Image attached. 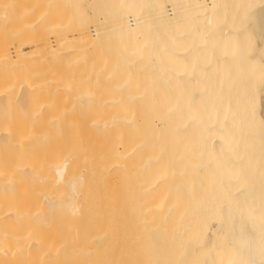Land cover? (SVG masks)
Masks as SVG:
<instances>
[{"label": "bare ground", "instance_id": "obj_1", "mask_svg": "<svg viewBox=\"0 0 264 264\" xmlns=\"http://www.w3.org/2000/svg\"><path fill=\"white\" fill-rule=\"evenodd\" d=\"M262 93L264 0H0V262L76 264L73 216L157 191L185 156L164 185L188 192L181 233L147 201L133 221L149 253L264 264Z\"/></svg>", "mask_w": 264, "mask_h": 264}, {"label": "rangeland", "instance_id": "obj_2", "mask_svg": "<svg viewBox=\"0 0 264 264\" xmlns=\"http://www.w3.org/2000/svg\"><path fill=\"white\" fill-rule=\"evenodd\" d=\"M77 5L81 4L77 3ZM86 8L87 7H84L85 10ZM96 14L97 17L100 16L98 13ZM261 111L264 114V93L261 95ZM186 159L187 158L183 156L180 158L170 157L166 158L163 162L160 161V164L162 163V165H160L159 170L162 171V174L159 175V177L162 179L157 178L159 180L157 191L150 192L147 196H138V192H134L131 201H122V203L120 201L117 206L109 203L107 205L95 207L96 209L87 210L88 213L86 210L84 212L82 210L81 215L84 213V216L82 215L83 217H78L77 215L73 216V221L77 222L78 218L81 217L79 220L84 223V226L86 227V236L83 238L73 237L68 241L67 250L73 253V261L76 264H160L163 257L157 254H150L149 250H152L153 248L160 251L162 245L159 244L153 246L150 244L147 247L144 244L145 240L142 242L141 236L134 232L135 226L133 225V221L137 215L144 214L147 208L144 202L147 201L150 205L149 210L151 213L154 208L155 215L152 216V221L155 223H158L160 220L158 215L159 210H163L164 212L168 209L173 210V214L166 217L167 219L165 218V222H163L166 225V235H164V237H171L174 234L177 235V233H181L177 229L180 227L179 225L182 224L179 223L176 218L191 207L185 202V197H187L188 192L183 193L185 194V197L183 194H181L182 197L177 195L178 198L175 196V191L172 187H165L164 185L168 182L176 181L184 175L178 167H183ZM165 189L168 190L166 191ZM85 215H87V219H84ZM82 218L84 220H82ZM86 220H88V224L86 223ZM77 222L75 223L77 224ZM75 223H72V225H75ZM60 226H62L63 230ZM81 226L83 227L82 224ZM45 227L48 228V226ZM54 227H57L56 230H59L58 232H54V234H61L59 237L64 239L66 237L64 233L67 234L66 229L68 225H64L63 223L61 225H53V229ZM73 227L75 228V226ZM76 227H80V225ZM193 238L194 237L191 235H184L180 236V239L173 240L172 243H170L172 248L168 258L173 260L175 258L176 260L183 256L188 249V245L190 247ZM140 239L141 242H138ZM165 239L167 241L169 240V238ZM8 243L9 245H14L16 242ZM36 251L39 250L37 249ZM148 254H150V256ZM159 256L162 258L160 259ZM190 261L188 264H198L196 258H193ZM52 262L51 264H54V262ZM1 264H3V262Z\"/></svg>", "mask_w": 264, "mask_h": 264}]
</instances>
